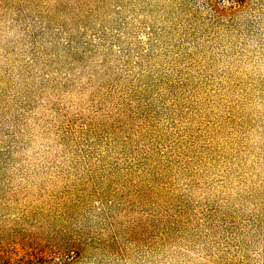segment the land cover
<instances>
[{"label": "rangeland", "instance_id": "1", "mask_svg": "<svg viewBox=\"0 0 264 264\" xmlns=\"http://www.w3.org/2000/svg\"><path fill=\"white\" fill-rule=\"evenodd\" d=\"M0 264H264V0H0Z\"/></svg>", "mask_w": 264, "mask_h": 264}]
</instances>
